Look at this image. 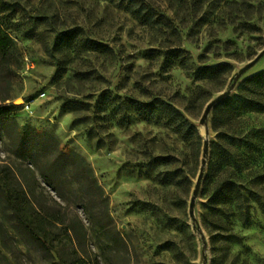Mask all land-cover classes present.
<instances>
[{"label": "rangeland", "instance_id": "374dc122", "mask_svg": "<svg viewBox=\"0 0 264 264\" xmlns=\"http://www.w3.org/2000/svg\"><path fill=\"white\" fill-rule=\"evenodd\" d=\"M131 10L124 0H0L11 39L0 56V264H202L203 253L206 264H264V160L237 178L262 207L216 201L211 165V118L264 70V55L209 114L196 223L188 215L199 118L264 47V0H137ZM60 32L70 39L56 42ZM156 99L196 126L198 143L145 106ZM248 123L264 126V114ZM22 188L13 202L10 189Z\"/></svg>", "mask_w": 264, "mask_h": 264}, {"label": "trees", "instance_id": "16d2710c", "mask_svg": "<svg viewBox=\"0 0 264 264\" xmlns=\"http://www.w3.org/2000/svg\"><path fill=\"white\" fill-rule=\"evenodd\" d=\"M131 7V12L136 13L135 5L137 0H124ZM56 42L69 40V33L60 32L55 37ZM11 39L0 23V56L4 57L8 51ZM88 44L94 51L110 53L112 50L106 44L89 41ZM223 65L205 67L203 73L211 75L222 69ZM157 105V108L166 112L168 117L176 121L178 128L189 136L194 137L198 143L200 135L195 125L190 123L179 113L176 108L164 100L156 99L146 102L145 106ZM222 110L214 112L211 118L213 130L217 132L218 141L214 144L212 156L214 162L211 164L221 172L216 189L218 202L245 201L248 198L258 201L260 207L263 203L258 200V193L249 191L244 194V186L237 178L242 176L244 170H253L260 160H264V126L249 125L250 114H264V70L256 72L244 78L239 84L238 93L227 98L223 102ZM6 111L5 106L0 102V114ZM220 152V153H218ZM259 181L264 182V172L255 176ZM1 178V177H0ZM3 179V177L1 178ZM10 189L9 198L14 202L21 197L27 196V191L21 189ZM28 220L30 230L34 229L35 219L23 216V221ZM67 230V229H66ZM43 244L45 241L43 240Z\"/></svg>", "mask_w": 264, "mask_h": 264}, {"label": "water", "instance_id": "95a60500", "mask_svg": "<svg viewBox=\"0 0 264 264\" xmlns=\"http://www.w3.org/2000/svg\"><path fill=\"white\" fill-rule=\"evenodd\" d=\"M264 55V47L262 48V50H260V52L253 58V60H251L249 63H247L245 66H243L240 70H238V72L233 76V78L231 79V84L229 85V87L220 92L216 97L212 98L211 100H209L204 109L203 112L201 114V117L199 118V124L203 125L205 127V133H204V137L202 139V151H201V159H200V166H199V170H198V174L197 177L195 179V183H194V187L192 190V194L190 196V200H189V204H188V215L190 217V219L196 223V218L194 215V205H195V199L196 196L199 192L200 186H201V182L203 180L204 177V172H205V168L207 165V160L209 157V139H208V117L209 114L212 110V108L223 98H226L230 95L232 88L234 87L236 81L239 79V77L249 68L251 67L255 62H257L262 56ZM205 242L203 243V250L205 251ZM203 263L202 264H206V254L203 253Z\"/></svg>", "mask_w": 264, "mask_h": 264}, {"label": "built area", "instance_id": "2783aa9c", "mask_svg": "<svg viewBox=\"0 0 264 264\" xmlns=\"http://www.w3.org/2000/svg\"><path fill=\"white\" fill-rule=\"evenodd\" d=\"M25 63H26V66L28 67V66H32V64L26 59V61H25Z\"/></svg>", "mask_w": 264, "mask_h": 264}, {"label": "bare ground", "instance_id": "6f19581e", "mask_svg": "<svg viewBox=\"0 0 264 264\" xmlns=\"http://www.w3.org/2000/svg\"><path fill=\"white\" fill-rule=\"evenodd\" d=\"M260 61V60H259Z\"/></svg>", "mask_w": 264, "mask_h": 264}]
</instances>
